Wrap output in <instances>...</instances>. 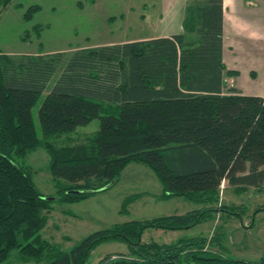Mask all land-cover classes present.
<instances>
[{"label":"trees","instance_id":"trees-1","mask_svg":"<svg viewBox=\"0 0 264 264\" xmlns=\"http://www.w3.org/2000/svg\"><path fill=\"white\" fill-rule=\"evenodd\" d=\"M194 1L183 20L189 39L175 35L86 48L66 61L62 54H0V264L12 251L22 264H85L108 241L124 243L128 254L105 255L98 264H264V256H229L222 233L208 240H142L146 229L184 230L220 211L242 224V208L212 207L220 184L244 190L264 183V97L223 85L221 0ZM59 62L63 67L50 84ZM92 120L97 130L83 141L49 140ZM39 147L57 188L53 198L42 195L29 170L17 163ZM130 163L154 174L162 187L158 199L182 198L200 207L114 224L69 251L42 236L53 202L76 203L109 189ZM261 211L264 206L252 214Z\"/></svg>","mask_w":264,"mask_h":264},{"label":"rangeland","instance_id":"rangeland-1","mask_svg":"<svg viewBox=\"0 0 264 264\" xmlns=\"http://www.w3.org/2000/svg\"><path fill=\"white\" fill-rule=\"evenodd\" d=\"M163 1L9 0L0 7V54L11 57L62 54V60L66 61L71 53L81 49L149 36L152 34L151 27L155 28L160 16L168 18L169 13L178 10L170 6L163 9ZM56 67L58 69L50 84L59 75L63 64L59 62ZM227 81L228 88H233L234 78L229 77ZM33 122L40 136L36 110L33 111ZM97 127L98 121L92 120L74 132L59 134L49 140L57 145L80 142L92 136ZM17 163L29 170L35 187L42 195L50 198L57 195V188L48 171V157L42 148L17 159ZM160 185L147 167L130 163L109 189L76 203L53 202L41 234L60 250L69 251L89 234L114 224L184 214L200 207L182 198L158 199L161 194L156 192L160 190ZM129 196L135 198L123 207L122 201ZM211 205L215 209L229 206L242 208V224L235 216L220 211L184 230L146 229L143 241L171 243L197 235L208 240L211 237L217 239L222 233L225 235L222 245L228 249L229 256L249 261L264 256V223L259 221L264 218V212L257 213V222L252 214L255 209L264 206V183L258 188L244 187L240 190L223 181L218 189V201ZM14 254L15 251H12L3 264H22L16 261ZM118 254H128L124 243L103 242L89 253L85 264H98L105 255L117 258Z\"/></svg>","mask_w":264,"mask_h":264},{"label":"crops","instance_id":"crops-1","mask_svg":"<svg viewBox=\"0 0 264 264\" xmlns=\"http://www.w3.org/2000/svg\"><path fill=\"white\" fill-rule=\"evenodd\" d=\"M161 6L163 9L170 6L178 10L169 13L168 18L160 16L155 28L151 27V35L110 45L175 35H184L185 39H189L191 33L184 30L183 20L187 9L196 6L195 1L164 0ZM219 14L221 82L227 88L228 78L233 77V88L239 93L264 97V0H221ZM161 192L162 187L156 193L159 195ZM256 215L254 219L257 222L259 218ZM259 221L264 223V218Z\"/></svg>","mask_w":264,"mask_h":264}]
</instances>
